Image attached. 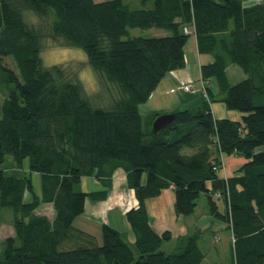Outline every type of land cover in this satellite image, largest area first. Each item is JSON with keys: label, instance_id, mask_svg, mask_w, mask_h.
<instances>
[{"label": "trees", "instance_id": "trees-1", "mask_svg": "<svg viewBox=\"0 0 264 264\" xmlns=\"http://www.w3.org/2000/svg\"><path fill=\"white\" fill-rule=\"evenodd\" d=\"M127 1L0 0V89L14 84L1 107L0 165L11 155L19 167L11 174L0 167V206L13 211L15 229L3 241L0 264H201L206 254L196 234L180 235L172 253L160 250L171 231L152 227L147 201L169 189L183 216L195 213L205 193L211 215L234 235L230 264H264V0L249 6L245 0H142L139 8ZM26 10L45 25L26 22ZM135 28L170 33L131 36ZM191 33L199 53L213 57L201 66L207 98L174 111L158 132L152 125L160 114L152 116L147 133L140 106L169 72L186 66ZM46 38L86 52L102 85L116 88L109 107L91 103L69 65H42ZM231 64L246 78L231 83ZM215 101L241 119H216ZM232 154L246 161L223 176V156ZM25 158L42 177L41 195L21 173ZM118 169L138 200L126 219L139 259L114 226L102 224L99 244L74 225L87 200L108 198ZM85 176L104 189H79ZM45 203L53 205L54 218L37 213Z\"/></svg>", "mask_w": 264, "mask_h": 264}, {"label": "rangeland", "instance_id": "rangeland-1", "mask_svg": "<svg viewBox=\"0 0 264 264\" xmlns=\"http://www.w3.org/2000/svg\"><path fill=\"white\" fill-rule=\"evenodd\" d=\"M96 1V0H95ZM25 21L32 25L43 26L45 25L44 20L40 19L34 12L26 10L24 12ZM48 22V21H47ZM157 32H167L164 29L159 28H135L131 29V36H142V37H154ZM170 33L169 31L167 32ZM188 52V49H187ZM188 55V59L192 61L191 55ZM199 56V55H197ZM42 65L44 67H51L53 65H69L73 70L78 71V81L83 87L84 94L90 99L94 106L99 107H109L110 97L116 95V88L113 84L105 83L102 85L100 76L94 70V68L89 64L86 52L79 47L67 46L62 44V41H55L51 38L44 39V49L40 54ZM194 59L196 60V54H194ZM194 63V62H193ZM14 66V65H13ZM16 68V66H15ZM19 72V70L17 69ZM228 76L231 83H237L246 78V74L243 72L242 68L238 65L231 64L228 68ZM216 85V83H214ZM215 85L214 88H215ZM14 84H5L0 89V118H2L1 107L4 99L8 95L10 88ZM108 89V90H107ZM185 89V88H184ZM193 89H196L195 86ZM192 89V90H193ZM115 94V95H114ZM177 95L181 97H188L191 93H187L184 90L177 92ZM110 96V97H109ZM236 111V110H234ZM239 112V111H238ZM146 120L144 119V122ZM144 131H150V124H144ZM145 143H150L152 136L147 134L145 137ZM223 161V160H222ZM224 164H226L224 160ZM0 167L5 170L8 174L13 173L15 169H18L17 162L11 155H7L3 164ZM223 167V166H222ZM225 169V168H224ZM23 171V172H22ZM21 173H27L31 176L33 180V185L35 192L38 195L42 193V177L38 172H30L29 170V158H25L23 161V168ZM113 181H115L114 187L112 186L109 191L107 205H105L104 212L100 214L85 212L81 216L77 217L74 225L76 227H84L91 230L94 233L96 240L99 244H102V224L106 223L108 219V213L110 212V218L116 217L120 218L116 226L122 231L125 229V222L122 221V215L126 219V213L131 209V206L138 205V200L135 196V191L130 190L127 186V175L119 174L118 176H113ZM79 189L83 191H97L104 189V186L98 182L94 176H85L79 186ZM167 196L163 199L164 208H159L157 205H149V213L151 216V225L158 232H164L165 230H171V235L173 236L171 240H166L162 244L160 250L166 253H172L176 251L178 245V237L185 229L184 219L191 218L187 221L189 226H192L194 220L198 221L207 229L203 231L202 238L203 242H200V248L204 251L209 259L202 262L201 264H217L221 259H228L231 263L233 262V247L230 245V235L231 229L228 227L227 223L223 220L209 216L207 214L210 210V203L205 195L201 194L198 201L197 213L192 217H185L180 215V220L177 218V212L175 208V193L173 190H165ZM104 201V200H101ZM94 202V201H93ZM97 203V202H94ZM92 204V203H91ZM99 205V204H97ZM134 207V206H133ZM37 212H44L51 214L52 208L50 205L41 204L37 209ZM94 215V216H93ZM13 211L11 209H4L0 206V255L4 249L3 241L10 235H15V229L13 225ZM109 218V219H110ZM126 224L127 219H126ZM130 233L126 234L124 232L125 240L131 245L135 251V258L139 259V252L136 250L135 242H131L135 238V234L131 229ZM194 226H192L193 228ZM205 239V241H204ZM231 242H234V235L231 237ZM229 244V245H228ZM217 247V248H216ZM206 258V257H205ZM205 260V259H204ZM223 261V260H222Z\"/></svg>", "mask_w": 264, "mask_h": 264}, {"label": "crops", "instance_id": "crops-1", "mask_svg": "<svg viewBox=\"0 0 264 264\" xmlns=\"http://www.w3.org/2000/svg\"><path fill=\"white\" fill-rule=\"evenodd\" d=\"M96 1L101 2V1H105V0H96ZM141 1L142 0H128L127 3L131 8H139L142 6ZM260 1H262V0H245L244 5L249 6V5H252L254 3H259ZM147 4H148V7L152 6V2H150V1ZM188 29L190 32H193L194 26L191 25L188 27ZM155 34H156L155 36L168 35L167 32H162V33L157 32ZM187 49H188V52H187ZM185 51H186V59H187L186 66L184 68L173 70V71L169 72L162 79V81L158 85L157 89L151 95L150 99L146 103L141 104L140 113L142 115L144 124H149L152 116H154L156 114L172 113V112H174L176 110H180V109L193 108V107L199 105L200 103H202L207 98L206 92H205V83L202 79V74H201V66L203 64L211 63L213 61V57L209 54L199 53L197 38L193 33L190 34L188 43L185 47ZM187 54L191 55L192 61H190L188 59ZM194 54H196V58H197L196 60L194 59ZM197 55H199V56H197ZM185 84H193L196 89H193L191 91H186L184 89ZM209 84L214 90H217L214 82H209ZM213 85H215V88ZM180 90H184L187 93H191V95L188 97H181V96L177 95V92ZM211 106H212L214 117L216 119H222V118H231L233 120L241 119V113L240 112L234 111V110H228L222 101L212 102ZM144 119L146 120L145 122H144ZM223 158H224L223 161L225 160L227 165H226V168L221 169L220 172L223 176H227V177L233 175V173L236 170H238L246 161L244 159V157L236 155V154H232L229 156H223ZM119 174H126V173L123 169H118L115 172L114 177L118 176ZM114 185H115V181H113V187H114ZM130 190H132V189H130ZM132 192H133V190H132ZM166 196H167V194L164 191L159 197L149 199L147 201L148 212H149L150 201H151V205H157L159 208L161 207V209L163 210L164 204H165L163 202V199ZM94 202H97V203H94ZM94 202L90 199L87 200L86 211L87 212L89 211L90 213L91 212L97 213V214L104 212L105 205H107L106 203H108V200L94 201ZM97 204H99V205H97ZM45 205L51 206V208H52L51 214H47L44 212H37V213L46 214L50 218H54L55 211H54L53 205L50 203H45ZM133 206L135 207L136 205H133ZM133 206H131V208H133ZM196 211H197V209H196ZM196 211H195V213H193L189 217L196 215V213H197ZM207 214L209 216H211L210 210H208ZM179 216L180 215L177 214V218L180 220L181 218ZM121 217H122V221L125 222L124 231H122L121 229H119L118 226H116L118 224V221L120 220V218H116V217L110 218V212L108 213V219H107L106 223H108V224L114 226L115 228L119 229L123 234H124V232L125 233L127 232L126 234H128V233H130L129 226H128L129 224H126V219L124 218L123 215ZM149 217H150V222H151L150 213H149ZM185 217H187V216H185ZM190 219L191 218L184 219L185 229L183 230V233H181L180 235L196 234L198 237V246L200 247L199 243L203 242V238H202L203 231H205L207 229L204 227L205 225H202L197 220L196 221L194 220V222L192 223V226H194L192 228V226H189V224H187V221H190ZM77 228L94 235V233H92L91 230H88L82 226L77 227ZM10 236H13V235H10ZM231 237H233L232 231H231V235H230V245H232V247H234V242H231ZM130 240H131V242H135L136 237L133 239V241H132V237ZM204 241H205V239H204ZM207 259H209V257L206 254V258L204 261H206ZM229 260H230V258L221 259L219 261V263H217V264H230L231 261H229Z\"/></svg>", "mask_w": 264, "mask_h": 264}, {"label": "water", "instance_id": "water-1", "mask_svg": "<svg viewBox=\"0 0 264 264\" xmlns=\"http://www.w3.org/2000/svg\"><path fill=\"white\" fill-rule=\"evenodd\" d=\"M174 117V113H165V114H160L157 116V118L154 120L152 129L154 132H158L161 129L165 127V125L170 122Z\"/></svg>", "mask_w": 264, "mask_h": 264}, {"label": "built area", "instance_id": "built-area-1", "mask_svg": "<svg viewBox=\"0 0 264 264\" xmlns=\"http://www.w3.org/2000/svg\"><path fill=\"white\" fill-rule=\"evenodd\" d=\"M185 32H188V30H187V29H185ZM193 87H194V85H193V84H185V86H184L185 90H187V91H190V90H192V89H193ZM223 165H224V164H223Z\"/></svg>", "mask_w": 264, "mask_h": 264}]
</instances>
